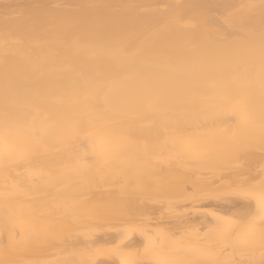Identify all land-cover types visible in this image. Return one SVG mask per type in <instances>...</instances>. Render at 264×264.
<instances>
[{
    "label": "bare ground",
    "instance_id": "obj_1",
    "mask_svg": "<svg viewBox=\"0 0 264 264\" xmlns=\"http://www.w3.org/2000/svg\"><path fill=\"white\" fill-rule=\"evenodd\" d=\"M261 196L264 0H0V264L259 261Z\"/></svg>",
    "mask_w": 264,
    "mask_h": 264
},
{
    "label": "snow or ice",
    "instance_id": "obj_2",
    "mask_svg": "<svg viewBox=\"0 0 264 264\" xmlns=\"http://www.w3.org/2000/svg\"><path fill=\"white\" fill-rule=\"evenodd\" d=\"M260 208H261V211L264 212V196H261ZM221 219L223 220V225L220 229V234L224 241L223 247L225 248L232 247L234 249L239 247V239L231 245L227 243V238L232 230L233 222L230 219H226L224 217H221ZM260 219L264 220V215H262ZM254 225H255V221L251 222L248 226H246L244 230H242V232L239 235L241 237L247 236L249 233L254 231ZM258 239H259V246H260V260L257 261L253 258H249L247 260V264H264V229H260ZM241 255L243 254L241 253ZM251 255L254 256L255 253H252ZM232 256L233 254L230 253L229 259L226 260L224 264H235V260L231 258ZM170 264H200V261H199V258L197 257H190L186 261H171Z\"/></svg>",
    "mask_w": 264,
    "mask_h": 264
}]
</instances>
